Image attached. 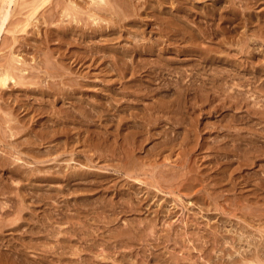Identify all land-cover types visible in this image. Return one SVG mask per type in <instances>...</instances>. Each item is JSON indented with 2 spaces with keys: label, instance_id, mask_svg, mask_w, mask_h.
<instances>
[{
  "label": "rangeland",
  "instance_id": "rangeland-1",
  "mask_svg": "<svg viewBox=\"0 0 264 264\" xmlns=\"http://www.w3.org/2000/svg\"><path fill=\"white\" fill-rule=\"evenodd\" d=\"M14 1L0 37V264H263L264 0H150L156 16L129 15L121 38L100 0ZM55 129L69 146L41 140ZM37 137L44 163L24 147Z\"/></svg>",
  "mask_w": 264,
  "mask_h": 264
},
{
  "label": "bare ground",
  "instance_id": "bare-ground-1",
  "mask_svg": "<svg viewBox=\"0 0 264 264\" xmlns=\"http://www.w3.org/2000/svg\"><path fill=\"white\" fill-rule=\"evenodd\" d=\"M4 2L3 3H5L6 5H4L3 4V6L0 8V37H1V35L2 34H4L3 32L6 30V28L8 27V24L9 25H12V24H10V23H12V21H14V22H16V21H19V20H17V19H15V20H13L12 18H11V4H12V2H15L14 0H3ZM43 1V0H42ZM84 1V0H83ZM102 3H101V5L100 6H98L99 7V9L97 10V12L95 13V14H97L98 15V20H99V17L101 18L102 17V14L104 13L105 15L106 14H116V15H118V17H119V24H118V26H116V25H114V24H112V25H110V31L112 32V33H114V32H116L117 33V31L119 32V31H121V34L117 37V38H121V36H122V34L124 33H126L127 34V32L126 31H124V28L126 27L127 28V26H125V24H129V23H131L132 21H130V19H128L131 15H133V16H140L142 13H144L146 10H150L149 11V14H151V15H154V16H156V14L158 13L157 12V10H156V6H153V4H152V0L150 1V0H143V1H139V2H133V0H130V2H129V0H100ZM135 1V0H134ZM159 3H162L163 1H165V0H157ZM182 1V0H181ZM180 1V2H181ZM193 1V0H192ZM215 2H222V0H214ZM44 2V1H43ZM43 2H41V3H43ZM55 2V1H54ZM125 2V3H124ZM179 1H178V3H180ZM229 2H232V0H230ZM234 2H235V0H234ZM61 3H63V2H61ZM166 3V2H165ZM177 3V4H178ZM183 3V2H182ZM181 3V4H182ZM16 4V3H15ZM30 4V3H29ZM65 4H66V2H65ZM90 5H91V1H90V3H89ZM93 4V3H92ZM131 4V5H130ZM185 4V3H184ZM32 5V4H31ZM67 5L69 6V4L67 3ZM71 5H72V3H71ZM70 5V8H74V7H72ZM165 5V4H164ZM62 6V5H61ZM63 6H65V5H63ZM77 6V5H76ZM86 7H88V9H89V5H85ZM96 6V5H95ZM94 6V7H95ZM131 6V7H130ZM178 7H179V5H177ZM184 6V5H183ZM56 7V6H55ZM60 7V6H59ZM82 7V6H81ZM98 7H96V8H98ZM34 8H36V7H34ZM33 8V9H34ZM45 8V7H44ZM50 8H53V6L52 7H50ZM90 8H93V6H91ZM160 8V7H159ZM158 8V9H159ZM181 8V7H180ZM47 9V8H46ZM46 9H45V11H44V13L46 12ZM48 10V9H47ZM58 10V9H57ZM72 10H75V8L74 9H72ZM76 10H78L77 8H76ZM82 10V9H81ZM31 11V10H30ZM34 11V10H33ZM33 11H31V12H33ZM49 11V10H48ZM64 11V10H63ZM67 11V10H66ZM78 11H80V9L78 10ZM86 11V10H85ZM84 11V12H85ZM88 11V10H87ZM89 11L91 12V10L89 9ZM88 11V12H89ZM132 11V12H131ZM160 11V10H159ZM40 12V11H39ZM42 12V11H41ZM77 12V11H76ZM81 12V11H80ZM80 12H77L78 13V15H82L83 16V11H82V13L81 14H79ZM89 12V13H90ZM95 11L93 10V12H91V13H94ZM29 13V12H28ZM57 13V12H56ZM60 14H62L61 12H59ZM64 13H66L65 11H64ZM70 13V12H69ZM90 13V14H91ZM33 14V13H32ZM39 14H41V13H39ZM55 14V13H54ZM71 14V13H70ZM69 14V15H70ZM86 14V13H85ZM84 14V16H87V14L85 15ZM94 14V15H95ZM37 15V14H36ZM50 15L52 16V14L50 13ZM57 15H59L58 13H57ZM64 15V14H63ZM69 15H68V18H69ZM130 15V16H129ZM181 15V14H180ZM211 15V14H210ZM30 16V15H29ZM50 16V17H51ZM89 16V15H88ZM110 16V15H109ZM47 17H48V15H47ZM61 18L63 17L62 15L60 16ZM94 17V16H93ZM53 18V17H52ZM57 18V17H56ZM55 18V19H56ZM66 18V17H65ZM78 18H80L79 16H75V17H72V19H73V21L76 23H78V22H80L79 20L81 19L82 20V18L83 17H81L80 19H78ZM86 18V17H85ZM84 18V19H85ZM90 18V17H89ZM92 18V17H91ZM140 18V17H139ZM11 19H12V21H11ZM33 19V18H32ZM36 19V18H35ZM34 19V20H35ZM39 19V18H38ZM50 20H51V18H49ZM57 19H59V17L57 18ZM64 19V18H63ZM72 19H71V21H72ZM94 19V18H93ZM97 19V18H96ZM95 19V20H96ZM104 19H107V15L105 16V18H103V20ZM110 19V18H109ZM118 19V18H117ZM21 20V19H20ZM33 20V21H34ZM45 20H47V19H45ZM69 20V19H68ZM89 21H90V19H88ZM111 20V19H110ZM133 20V19H132ZM138 20V19H137ZM23 21V20H22ZM29 21H30V19H29ZM71 21H69V22H71ZM83 21V20H82ZM142 21V23L144 24V25H147L148 27L149 26H151V22L150 21H145V20H143L142 18L140 19V22ZM46 22V21H45ZM48 22V21H47ZM53 22V21H52ZM59 22V21H58ZM63 21H61V23H62ZM68 22V21H67ZM67 22H66V24H67ZM73 22V23H74ZM98 22V21H97ZM114 22H115V20H114ZM30 23H31V21H30ZM39 23V22H38ZM74 23V24H75ZM85 22L83 21V24H84ZM88 23V22H87ZM91 23V22H90ZM93 23V22H92ZM91 23V24H92ZM109 23H112L111 21L109 22ZM58 24V23H57ZM64 24V23H63ZM66 24H65V26H66ZM81 24H82V22H81ZM94 24V23H93ZM92 24V25H93ZM165 24V23H164ZM27 25V24H26ZM56 25V24H55ZM89 25V24H88ZM92 25H90V27L92 26ZM95 25H97V24H95ZM101 25V24H100ZM39 26V25H38ZM61 26V25H60ZM74 26H76V24L74 25ZM77 26H78V24H77ZM76 26V27H77ZM79 26H80V23H79ZM102 26V25H101ZM85 27V26H84ZM84 27H82L83 29H84ZM89 27V26H88ZM88 27H87V29H88ZM90 27H89V29H90ZM93 27H95V26H93ZM97 27V26H96ZM103 27V26H102ZM109 27V26H108ZM138 27V26H137ZM174 26H171V28H166V27H163L162 29H166L165 31H167V34H170V33H175V29L173 28ZM176 27V26H175ZM98 28H99V26H98ZM121 28V29H120ZM59 29H61V28H59ZM72 29V28H71ZM78 29H80V28H78ZM101 29V28H100ZM106 29V28H105ZM162 29H161V31H162ZM173 29H174V31H173ZM68 30V29H67ZM77 30V29H76ZM81 30V29H80ZM109 30V29H108ZM126 30V29H125ZM144 30V29H143ZM75 31V30H74ZM91 31V30H90ZM164 31V32H165ZM78 32H80V31H78ZM110 32V33H111ZM56 33H57V31H56ZM77 33V32H76ZM88 33V32H87ZM101 33V32H100ZM166 33V32H165ZM26 34V33H25ZM32 34H34V33H32ZM39 34V33H38ZM50 34H51V32H50ZM59 34V33H58ZM69 34V33H68ZM83 34V33H82ZM86 34V33H85ZM92 34V33H91ZM123 34V35H124ZM129 34V33H128ZM141 34V33H140ZM60 35V34H59ZM90 35V34H89ZM93 35V34H92ZM96 35V34H95ZM24 36H26V35H24ZM23 36V37H24ZM46 36H47V34H46ZM52 36H53V34H52ZM73 36V35H72ZM171 36V35H170ZM20 37V36H19ZM22 37V36H21ZM63 37V36H62ZM76 37V36H75ZM126 37V36H125ZM169 37V36H168ZM49 38V37H48ZM117 38H115V40L117 39ZM7 39V38H6ZM63 39V38H62ZM61 39V40H62ZM69 39V38H68ZM23 40V39H22ZM48 40H50V39H48ZM119 40V39H118ZM15 41V40H14ZM17 41V40H16ZM89 41V40H88ZM107 41V40H106ZM108 41L110 42V41H112V39H108ZM171 41V40H170ZM12 42V41H11ZM113 42V41H112ZM29 43V42H28ZM80 43V42H79ZM107 43V42H106ZM105 43V44H106ZM7 44V43H6ZM108 44L109 43H107L106 45H104V47H107L108 46ZM141 44V43H140ZM9 45V44H8ZM151 45V44H150ZM170 45V44H169ZM101 46V45H100ZM144 46V45H143ZM102 47V46H101ZM104 47H102V48H104ZM141 47V45L140 46H137V44H134V46L132 47V50H134V51H137V52H142L143 50V48H140ZM114 48V47H113ZM145 49V48H144ZM101 50V49H100ZM131 48L130 49H127V47L126 48H124V52L123 53H126V55H127V53H130L131 51ZM98 51V50H97ZM14 52V51H13ZM111 52V51H110ZM113 52H114V50H113ZM98 54V53H97ZM6 57V56H5ZM94 61V63L96 62V59H94L93 60ZM48 62V61H47ZM77 62V61H76ZM8 63V62H7ZM11 63V62H10ZM8 65H9V63H8ZM84 65V64H83ZM6 67H8V66H5V69H6ZM25 67V66H24ZM17 69H19L21 72H19V74H17V73H15L16 75H18L19 77H20V79H22V78H24L25 76H24V73H22L25 69L23 68V66L22 67H20V66H18L17 68H14V70H16L17 71ZM48 69V68H47ZM12 70V68L11 67H9L8 69H7V71L4 73V76H3V83L5 84V82H6V80H11V79H13L14 77H13V71H11ZM18 72V71H17ZM66 72V71H65ZM61 72H59V74H60ZM61 74H63V73H61ZM83 74L85 75V73H83V72H80V76L82 77L83 76ZM2 75V74H1ZM32 75H33V73H32ZM51 75V74H50ZM87 75H89V74H87ZM52 76V75H51ZM54 76H57V73L55 72V73H53V77ZM79 76V77H80ZM33 77V76H32ZM61 77H62V75H61ZM84 77V76H83ZM82 77V78H83ZM26 78V77H25ZM17 79H19V78H17ZM61 80H62V78H61ZM75 80V79H74ZM76 80H78V79H76ZM13 81H15V80H13ZM20 81V80H19ZM18 80L16 81L17 83L19 82ZM12 82V81H11ZM21 83H22V80L20 81ZM36 82V81H35ZM43 82V81H42ZM62 82L64 83L65 81L64 80H62ZM75 82V81H74ZM20 83V84H21ZM33 83V82H32ZM72 83V82H71ZM179 83V82H178ZM9 84V83H8ZM19 84V83H18ZM25 84V83H24ZM42 84V83H41ZM65 84V83H64ZM68 84V83H67ZM75 84L77 85V84H79V82H75L74 84H73V86H75ZM3 85V84H2ZM7 85V84H6ZM5 85V86H6ZM17 85V84H16ZM69 85V84H68ZM11 87V86H10ZM48 87V86H47ZM170 87V86H169ZM43 88V87H42ZM73 88V87H72ZM74 88H77V86L76 87H74ZM39 90H40V88H38ZM23 90V89H22ZM28 90V89H27ZM42 90V89H41ZM48 90V89H47ZM50 91H51V89H49ZM48 90V91H49ZM54 90H55V87H54ZM53 90V91H54ZM57 91H58V89H56ZM128 90V89H127ZM187 90H189V89H187ZM49 91V92H50ZM53 91H51V92H53ZM68 91V90H67ZM130 91V90H129ZM28 92V91H27ZM30 92V91H29ZM28 92V93H29ZM43 92V91H42ZM62 92H64V91H62ZM62 92H60V93H62ZM69 92V91H68ZM75 92V91H74ZM65 93V92H64ZM71 93V92H70ZM184 93V92H183ZM125 94V93H124ZM64 95V94H63ZM72 95V94H71ZM34 96V95H33ZM236 97V96H235ZM16 99V98H15ZM14 100V99H13ZM174 101V100H173ZM173 101H170V102H173ZM175 102V101H174ZM162 103V102H161ZM176 103V102H175ZM177 104V103H176ZM30 105V104H29ZM165 105H168V104H165ZM174 105V103H169V106L168 107H166V106H164V104L162 105H160L159 104V106H157V110H165V109H170V107L172 108V109H174V107L175 106H173ZM27 106H28V104H27ZM11 107V106H10ZM12 107H14V106H12ZM240 107V106H239ZM17 108V107H16ZM15 108V109H16ZM80 108V107H79ZM156 108V107H155ZM11 109V108H10ZM34 109H36V108H34ZM171 110V109H170ZM34 111V110H33ZM36 111V110H35ZM257 111V110H256ZM61 112H63V111H61ZM60 112V113H61ZM79 112V111H78ZM77 112V113H78ZM14 113V112H13ZM80 113H82V111L80 112ZM62 114V113H61ZM64 115V114H63ZM159 115V114H158ZM161 116V115H160ZM53 117V116H52ZM59 117V116H58ZM77 117V115L75 114V115H73V117L72 116H70V120H71V118L73 119V118H76ZM56 118H57V116H56ZM22 119V118H21ZM31 119L33 120L34 119V116L33 117H31ZM30 119V120H31ZM157 120L156 121H158V123L160 122L159 120L161 119L160 117H158L157 116V118H156ZM36 120V119H35ZM53 120V119H52ZM74 120V119H73ZM79 120V119H78ZM8 121V120H7ZM75 121V120H74ZM81 121V120H80ZM20 122V121H19ZM18 122V123H19ZM32 122V121H31ZM36 122V121H35ZM63 122V121H62ZM66 123V122H65ZM75 123V122H74ZM32 124V123H31ZM61 124V123H60ZM10 125V127L9 128H11V137L12 136H17L21 131H24V133H25V130L27 129V128H29L27 125H28V120H24V122L22 123V126H20V125H17V126H13V124H9ZM127 126H128V123H127ZM31 128V127H30ZM33 129V128H32ZM66 129V128H65ZM28 130H30V129H28ZM34 130V129H33ZM67 130V129H66ZM148 131L150 130V129H147ZM32 131V130H31ZM36 131V130H35ZM70 131V130H69ZM64 132V135L66 134V136H65V138L67 139V141L65 142V145L67 144H69V142H70V140H71V135H70V132ZM27 132V131H26ZM34 132V131H33ZM63 131H60V129H55V130H52V131H48L46 134H43L44 136H42L41 134V137H42V139L41 140H44L45 142H47V141H49V142H51V141H54V140H57V139H61L62 137H64V135L62 136V133ZM149 133V132H148ZM151 133V132H150ZM22 134V133H21ZM28 134V133H27ZM39 134V133H38ZM37 135V134H36ZM150 135H152V134H150ZM118 136V135H117ZM145 136V135H144ZM153 136V135H152ZM143 139L141 140V142H140V146H142L141 145V143L146 139V138H149V137H147L146 136V138L145 137H142ZM152 138V137H151ZM118 139V138H117ZM28 141H26V143H24V141H23V143H24V147H25V145L28 147L27 148V151H28V155L30 156L31 155V158H33L34 160L35 159H37L35 162H37L38 160H40V155H39V153L38 152H36L37 150H35V148H34V146H38V137L36 138V139H27ZM75 140V139H74ZM101 140V139H100ZM44 141H42V142H44ZM62 141V140H61ZM128 141V140H127ZM10 142V141H9ZM20 141V139H19V141H15V142H11L10 143V145L12 146V148H14L15 150H17L18 148H20V147H22L23 146V143ZM134 142V141H133ZM132 142V143H133ZM166 142H168V141H166ZM63 143V142H62ZM61 142H58L57 141V143H56V145H54V151H59L60 149H61V144H62ZM72 143V142H71ZM74 143V142H73ZM131 143V145L133 146L132 147V150H133V152H132V150H128V153H127V150H126V157H125V163H129V164H127V165H125L124 167H123V170H124V172H126L127 174L128 173H130V174H134V173H136L135 172V166L134 165H130V163H134V160H133V158H134V152H135V149H137L136 147L138 146H136L135 144H132ZM135 143H137L136 141H135ZM41 144V143H40ZM64 144V143H63ZM42 145V144H41ZM95 145V144H94ZM93 145V146H94ZM97 145V144H96ZM104 145V144H103ZM119 145V144H118ZM69 146V145H68ZM75 147V146H74ZM119 147V146H118ZM128 147H131L130 145L128 146ZM68 148V147H67ZM77 148V147H76ZM75 148V150H77L78 151V148L76 149ZM122 148V147H121ZM7 149V148H6ZM51 149H53V148H51ZM50 149V150H51ZM74 149V148H73ZM72 149V150H73ZM98 149V148H97ZM13 150V149H12ZM11 150V151H12ZM62 150V149H61ZM64 150V149H63ZM66 150V149H65ZM69 150V149H68ZM71 150V149H70ZM70 150H69V152H70ZM71 150V151H72ZM124 150H125V147H124ZM10 151V150H9ZM26 151V152H27ZM13 152V151H12ZM17 152V151H16ZM20 152V151H19ZM41 152H43V151H41ZM79 152V151H78ZM53 152H51V151H48V152H43L42 153V155H46L45 157H48V156H51V155H53L52 154ZM65 153V152H64ZM67 153V152H66ZM72 153V152H71ZM83 153H85V152H83ZM253 153V152H252ZM39 155V156H38ZM39 157V158H38ZM43 157V156H42ZM41 157V158H42ZM52 157V156H51ZM91 158V157H90ZM43 159H44V157L42 158V160H40V162L38 161L37 163H44V162H46L45 160H49V157L48 158H45V160L43 161ZM72 159V158H71ZM123 159V158H122ZM9 160V159H8ZM7 160V161H8ZM124 160V159H123ZM135 160H136V158H135ZM9 163V162H8ZM120 167V166H119ZM132 169V170H131ZM37 170V169H36ZM40 170V169H39ZM129 174V175H130ZM67 177H68V175H67ZM128 192V191H127ZM132 197H133V195H132ZM131 199V198H130ZM141 200V199H140ZM142 203V202H141ZM141 203H139L140 205H141ZM139 207V206H138ZM137 207V208H138ZM4 225V224H3ZM64 238V237H63ZM66 239V238H65ZM69 241V240H68ZM263 245V244H262ZM72 247V246H71ZM262 251V250H261ZM78 252V251H77ZM258 253H256V255H257ZM261 255V254H260ZM257 257H258V255H257ZM260 257V256H259ZM256 259V258H255ZM257 261H258V259H257ZM259 261L261 262V260H260V258H259ZM10 264V263H9ZM264 264V263H263Z\"/></svg>",
  "mask_w": 264,
  "mask_h": 264
}]
</instances>
